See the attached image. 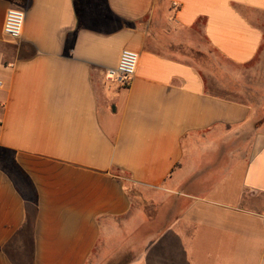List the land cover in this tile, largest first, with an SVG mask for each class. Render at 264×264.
Listing matches in <instances>:
<instances>
[{
    "label": "crops",
    "instance_id": "0c3cea01",
    "mask_svg": "<svg viewBox=\"0 0 264 264\" xmlns=\"http://www.w3.org/2000/svg\"><path fill=\"white\" fill-rule=\"evenodd\" d=\"M263 54L264 0H0V264H264V126L209 78Z\"/></svg>",
    "mask_w": 264,
    "mask_h": 264
},
{
    "label": "rangeland",
    "instance_id": "374dc122",
    "mask_svg": "<svg viewBox=\"0 0 264 264\" xmlns=\"http://www.w3.org/2000/svg\"><path fill=\"white\" fill-rule=\"evenodd\" d=\"M212 64L210 62L209 78L218 80L220 84L218 87L224 88L226 97L257 105L258 124L264 126V54L253 64L245 67H236L223 61V69H215ZM137 255V251H132V248L128 247L114 257L96 254L90 264H126Z\"/></svg>",
    "mask_w": 264,
    "mask_h": 264
},
{
    "label": "built area",
    "instance_id": "2783aa9c",
    "mask_svg": "<svg viewBox=\"0 0 264 264\" xmlns=\"http://www.w3.org/2000/svg\"><path fill=\"white\" fill-rule=\"evenodd\" d=\"M26 14L23 10L11 8L7 11L3 32L4 35L11 40H18L22 36ZM139 62L138 53L132 50H124L121 53L119 63L116 68L109 70L112 78H119L123 84L130 85L132 79L136 75ZM0 82V87L2 86Z\"/></svg>",
    "mask_w": 264,
    "mask_h": 264
},
{
    "label": "trees",
    "instance_id": "16d2710c",
    "mask_svg": "<svg viewBox=\"0 0 264 264\" xmlns=\"http://www.w3.org/2000/svg\"><path fill=\"white\" fill-rule=\"evenodd\" d=\"M127 263H128V262H127ZM127 263H126V264H127Z\"/></svg>",
    "mask_w": 264,
    "mask_h": 264
}]
</instances>
